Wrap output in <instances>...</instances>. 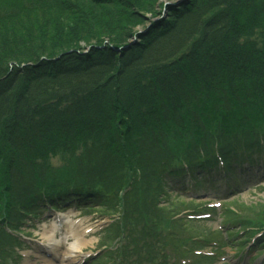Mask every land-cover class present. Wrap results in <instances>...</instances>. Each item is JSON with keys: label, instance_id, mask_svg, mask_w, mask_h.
<instances>
[{"label": "trees", "instance_id": "obj_1", "mask_svg": "<svg viewBox=\"0 0 264 264\" xmlns=\"http://www.w3.org/2000/svg\"><path fill=\"white\" fill-rule=\"evenodd\" d=\"M166 1L0 0L1 264L7 230L70 197L118 217L104 264H170L198 233L166 179L264 161V0Z\"/></svg>", "mask_w": 264, "mask_h": 264}, {"label": "rangeland", "instance_id": "obj_2", "mask_svg": "<svg viewBox=\"0 0 264 264\" xmlns=\"http://www.w3.org/2000/svg\"><path fill=\"white\" fill-rule=\"evenodd\" d=\"M177 1L181 0H171V3H176ZM161 2H163V0H159V4H161ZM71 162L75 161L71 160L68 156H58L53 160L56 169H60L67 163L74 168L75 165ZM245 166H247V163H245L243 168H246ZM77 167H84L83 162L78 161ZM75 171L81 172L77 168H75ZM241 171H243V169H241ZM249 171L253 173L251 176L249 174V176H247L244 173L239 180L235 176V179L238 180L237 185L234 181H230L229 184L234 186L232 189L226 187L225 181H217L213 189H211L212 191L207 189V186L199 190H195L189 186L187 194L182 195L180 199H178L180 201L187 200V202L194 200L196 205L210 203L211 206L216 207V213L214 214H206L205 212H187L183 214L188 219H194L190 223L193 225L199 237H216V230L220 229L222 231V238L227 245L223 247L222 253H219L218 257H216L218 260L216 264H264V247H261V249L258 248V246L254 248L249 247L252 245V240L245 241L251 238L249 236L247 237L249 234L247 233L248 231H242L245 230L242 226L235 225L233 221H228V218L223 214L227 204L236 210L241 207L250 210L255 206H264V165H251ZM238 172L239 171L236 172V175ZM173 197H176L175 193ZM82 209L84 208H77L76 205L73 204L67 211L58 213L63 216L73 215L71 219L74 222L82 220V222L79 223V227L83 230V238L87 243L82 247L81 254L84 257L87 255L85 258L87 260L83 263L80 261L79 264H93L102 256L103 247H100V245H102L101 238L104 228L110 224L111 219L100 218L97 214L84 216L83 213H81V211L83 212ZM56 213L57 212L46 211L40 219L27 223L25 232L30 235H28L29 237L25 235L26 239L24 237V246L20 250L23 259L19 264H76L81 260L82 257L76 258V260H73L74 262H69V260L67 261L60 256L59 251L57 253L51 251L53 254L52 256H48L44 253V247L41 245L43 241L40 235L44 227L50 226L52 218H55ZM239 213L240 212L236 211L234 216L236 217ZM234 232L238 234L230 237ZM60 237L61 234H57V238ZM72 241V238L67 239L65 245L72 243ZM239 242L244 243L242 245L243 252L236 249ZM61 251H63V249ZM204 252L211 254V252H213L212 246L207 247ZM88 257L92 260L89 261ZM248 258H250V263L247 261ZM64 261L67 262L64 263ZM212 262L213 261H207L204 264H211Z\"/></svg>", "mask_w": 264, "mask_h": 264}, {"label": "bare ground", "instance_id": "obj_3", "mask_svg": "<svg viewBox=\"0 0 264 264\" xmlns=\"http://www.w3.org/2000/svg\"><path fill=\"white\" fill-rule=\"evenodd\" d=\"M182 1H177L176 3L179 4ZM165 6L171 4V0L165 2ZM70 216H63V215H56V218H53L50 226L44 227L41 233L42 243L41 245L44 247L46 251L52 252H60V256L65 259L69 260V262H74L76 258H81L80 261L84 259V256L81 254L82 247H84L86 241L83 238V230L80 229L78 222L72 221ZM57 234H61L60 238H57ZM72 238V243H68L65 245L67 239ZM63 249V251H61ZM66 261V262H67ZM64 261V263H66ZM52 264V263H48ZM75 264V263H74Z\"/></svg>", "mask_w": 264, "mask_h": 264}]
</instances>
